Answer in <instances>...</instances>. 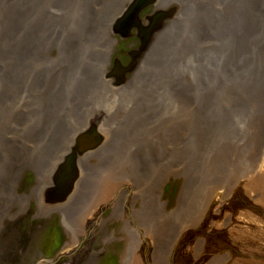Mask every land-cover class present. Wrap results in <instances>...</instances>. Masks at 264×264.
<instances>
[{
    "label": "rangeland",
    "instance_id": "obj_1",
    "mask_svg": "<svg viewBox=\"0 0 264 264\" xmlns=\"http://www.w3.org/2000/svg\"><path fill=\"white\" fill-rule=\"evenodd\" d=\"M29 1L5 0L0 2V11L15 15L12 8L25 9L23 14L29 16L25 28L32 31L39 26V17L30 14L35 8L32 3L38 0ZM43 1L47 4L42 7L41 2L45 20L44 9L49 3ZM211 1L213 4L209 0L167 4L168 9L178 8L174 17L183 18L177 22L182 25L178 39L169 46H154L156 22L146 46L138 28L130 31L139 33L131 37L111 32L117 38L107 61L95 47L105 43L102 51L108 50L110 41L102 34L108 23L99 25L97 41L87 45L90 40L82 36L88 37L89 22L66 14L63 19L71 22L62 30L65 34L59 37L60 45L44 51L39 63L33 62L39 77L53 82L46 99L38 94L30 96V90L39 93L32 83L20 88L23 82L15 66L18 62H10V55H6V62L0 57V264L56 259L55 264H122L129 244L136 245L142 232L153 233L161 244L168 245L158 252L165 258L169 241L182 226L199 223L210 234L222 225L230 231L228 241L218 246L202 234L208 254L227 248L225 252L230 254L228 249H232L235 260L242 258L239 264H264V240L259 238L260 233L264 235V178L260 177L264 172V25L256 31L248 25L243 35H233L214 15H218L219 2ZM113 2L111 9L120 4H125L126 10L130 6L128 0ZM158 11L162 10L152 5L141 12L140 20ZM151 24L148 21L144 26ZM192 36L194 41L190 42ZM156 47L161 54L153 49ZM7 49L1 38L0 53L5 55ZM133 50L137 51L134 60ZM230 61L234 64H226ZM91 71L95 75L90 79L93 92L80 102H66L67 93H63L77 89L82 73ZM101 98H114L116 105L94 104ZM247 106L251 109L243 110ZM68 109L72 115L55 129L54 116ZM88 110H92L91 116L86 114ZM98 111L103 113L99 123L81 132L71 149L56 159L57 152L67 145V130L83 126L87 122L84 118ZM102 139L105 150L86 159L87 152L101 145ZM88 140L96 142L88 145ZM78 141L85 145L83 152ZM132 145L139 148L133 156L145 155L147 150L154 153L152 159L131 164L126 150ZM57 160L59 165L69 163L80 169L77 187L72 184L77 195L63 206L42 210L46 192L53 191L56 183L53 180L40 196L37 179L47 175ZM257 173L260 176L256 177ZM117 183L132 187L129 203L123 196L114 204L106 200L105 188ZM235 184L240 185L239 191L229 199L223 219H209V213L217 214L216 209L212 211L215 207L208 213L212 195L222 189L230 194ZM93 206L100 211L97 219L83 225L87 208ZM211 257L205 264H221L231 256L217 253L213 262Z\"/></svg>",
    "mask_w": 264,
    "mask_h": 264
},
{
    "label": "bare ground",
    "instance_id": "obj_2",
    "mask_svg": "<svg viewBox=\"0 0 264 264\" xmlns=\"http://www.w3.org/2000/svg\"><path fill=\"white\" fill-rule=\"evenodd\" d=\"M4 1L5 0H0V2H4ZM45 1L49 3V6L51 3V7L53 8V11H49L52 10V8H49V6L48 8H45L44 9L45 20H43L44 15L41 14L42 13L41 8L46 7L47 4L46 3L44 4L43 0H38L36 4L32 3L35 6V8L32 9L33 11H31L30 14L37 15V17H39L38 18L39 26L32 31H26L25 28L24 23L29 19V16L23 14V11H25V9L18 11L15 10L16 8H12L11 11H14L15 12L14 14L16 16L9 11L7 12L0 11V39L3 38V42L5 46L8 47L7 51L5 50V55L2 52L0 53V57H3L6 62L8 60L6 55H10L9 58L10 62L12 63H14L15 61L18 62V64L17 65L15 64V66H18L17 71L22 74V82H23L20 88L26 89L29 86L28 84L32 83L39 93H36L34 91L35 89L30 90V96H36L38 94V96H41L42 99H46L47 96L51 94V92L47 89L52 88L53 82L52 81L44 82L43 77L40 78L37 71L34 70L33 62L39 63L40 62L39 60L42 59L43 57L44 51H47V49H52L53 47H57L60 45V43L58 42L59 37L61 39L62 35L64 36L65 34L62 32V30L66 29L68 24L71 22L70 21L68 23L67 19L66 20L63 19V16H66V14L73 13L74 15H77L79 17H83L84 20L86 19V21L89 22L88 26L86 27L88 32L87 33L88 37H86V35L82 36L83 40L85 39L86 41L90 40L88 43H86L87 45H91L92 43L97 41L95 31H97L99 25L104 26L105 24L108 23L109 26L106 27V30L102 33L105 34L104 40H108V42L110 41L109 46L107 47L108 50L102 51V47L104 46L106 47L105 43L103 44V46L101 43H99L97 47H95L96 49H98L95 52H97L98 54L99 53L105 54L104 56L102 55L103 58L105 59L103 61H107L110 59L113 50L112 48L116 42L117 35H122L124 32V28L127 27L125 26V22H124V20H126L127 17L134 19L136 17L137 20L140 21L141 26H144L148 21L152 23L151 25H153L155 22L158 24V27L156 26L157 28L154 31L155 33L153 34L156 41L154 46H156V44L169 46L171 45V43H174V41L178 39V32L180 33L181 31V29L179 28L182 27V25H177V22L179 20H182L183 18H179V16L174 17L178 11V8L171 7L168 9L167 4L175 0H151V3H145L144 5H141V1L145 2L147 0H141V1L128 0L130 6L127 10L125 9L126 8L125 4L123 5L120 4L116 8L111 9L110 7L114 5L113 3H115L113 2V0H96L95 1L96 3L92 0H45ZM188 1L195 3V0H180V2H188ZM200 1H202L203 3L207 2V0H200ZM209 1L213 4L211 0ZM216 1L219 2L220 5L217 7V11H216L218 12V15L215 12L214 15L217 16V20H220V23L222 21L225 23V25H227L228 32L232 33L233 35H235L236 33L238 35H243L244 34L243 30H245V27L248 25L250 26L251 30H255V31L258 28H261L262 23L264 25V0H232L233 1L232 4L227 3L224 0H216ZM41 2H42V7H41ZM88 3L90 4L88 5ZM139 4L140 6L145 7L144 10L154 5L156 8H159L162 11H158V13L154 16L149 14L142 21L140 20V18L143 17L141 13L142 11L138 14L134 13L136 10L135 9L136 6H138ZM36 5L38 8H36ZM89 6L94 7V10H91L92 8ZM162 7H164V9ZM122 14H124L123 16L126 15V17L122 19L123 20L122 24H120L123 29L120 28L118 30L117 28L119 27L116 26L115 30L113 31L115 22H117L118 17ZM257 19H260V21ZM111 32L117 35L116 36L113 34L111 35ZM34 33H36V35H34ZM138 34L139 33L136 30L135 33H131L130 36L128 37H131L132 35L137 36ZM245 37H247V35L241 37L240 39H243ZM193 41H194V37L192 36L190 42ZM190 42L189 44H192ZM259 42L262 43V41ZM93 45L94 44H92V46ZM167 46L162 47L163 51L164 52L166 51L165 53L169 52V50L166 49ZM139 49H141V47H139ZM153 49H155L156 52L159 54H161L162 52V50H158V47ZM90 50L91 49H89V51ZM136 50L130 52L133 60L134 57L137 56ZM93 56L95 59L99 58V56L96 54H93ZM219 59L221 58L219 57ZM119 63H121V60ZM2 64L3 63L0 62V66H2ZM226 64L233 65L234 62L230 61L227 62ZM83 67L85 69L91 70V67L85 63H83ZM84 73L86 74L82 73L83 80L81 81V84H79V87L77 89H71L70 91H66L63 93V95H66L67 93L68 100H66V102H70V101L80 102L83 96H85L86 98L88 94L90 95L91 92H93L91 91L92 89H90V84H91L90 79L91 76H95V75H93L92 71L90 73L88 72H84ZM40 76L42 75L40 74ZM105 76L107 78V73ZM52 79L53 78H51L50 80ZM44 83H46V85ZM107 83L112 85L113 88L117 87L113 85V83L110 82ZM2 90L4 91V89ZM34 99L37 102V99L35 97ZM0 100L2 99L0 98ZM84 102H88V100L85 99ZM98 102L101 105L105 103L106 106H108V108L110 106L116 105V99L114 98H101V101L97 100L94 102V104L95 103L97 104ZM69 105L70 103L66 106V109L69 107ZM250 109L251 107L247 106L243 110H250ZM48 110L49 109L41 110L39 112L40 114H44ZM108 111L110 110L108 109ZM91 112L92 110L90 111L88 110L86 114L90 115ZM59 113L60 114H56L54 116L55 129L56 128L60 129L61 128L60 126H62V124L65 123V119H68V116L72 115L71 110L64 113L61 112ZM102 116L103 113L101 111H98L91 118L85 117L84 119H87V122L85 124L82 123L83 126L77 127L70 131L67 130V135H70L67 139L68 140L67 145L57 152V155L55 156L56 159L57 156L58 159H61L65 155V150L68 148L69 150L71 149L72 144L75 142L77 136L80 135V133L83 132L86 128H88L90 125L99 123V118H102ZM124 137L126 139V135ZM128 143L129 142H127V145ZM100 144L101 145L93 148L91 151H88L87 152L88 156L86 155L87 157L85 158L88 159L89 157L95 156L99 151L103 152L105 150V145H103V139L101 140ZM78 147L79 148L82 147V144H79ZM138 149L139 148L137 145H132L131 148L129 146L126 150V155H128V157L127 156L126 157L129 159L131 164L136 163V161L140 164L141 161L143 160L152 159L153 152H148L147 150L146 152H144L145 155H141L137 157L133 156L132 152ZM60 162H61L60 160H57L53 164L52 168L50 169V172L47 175H40L38 177L37 181L40 184L39 185V188L41 189L40 191H42V194L40 192V196L43 195V193L46 191L45 189L47 186L50 187L52 186L53 180L54 183L58 184L61 183L59 180H61L63 177V180L65 179L64 181L68 183V179H66L67 173L63 172L57 175V173H59L60 166H62L59 165ZM66 166H69V163H67ZM79 170L80 169H78L77 175L74 177L73 180V185L76 187H77L76 184L81 174L79 173ZM52 175H53V179H52ZM257 176H260V174L257 173L256 177ZM260 177L264 178V172H262ZM108 180L105 182L104 186L107 184ZM117 184L118 185H113V184L107 185L104 193L106 196V200L114 204V202L117 201V198H119L118 196L121 197L123 196L125 198V201L128 200L129 203L130 197L133 193L132 187L128 183H121V184L117 183ZM262 185H263L262 187H264V184ZM239 187L240 185L237 186L235 190H232L234 188H232L231 186L230 194L222 189L220 191H216L212 195V198L209 200L208 203V208H207L208 213L210 208L215 207L212 211L216 209L215 210L216 212L215 211L214 212L217 214L209 213L207 215L209 219L210 217L212 218V220L223 219V215L228 206V201L229 199L234 198L236 196L235 192L239 191ZM74 189L75 187L74 188L70 187L65 190V193L64 190H60L59 192L61 193V195H57V197L53 196L52 189L51 190L48 189V192H46L47 194L46 200L45 197L43 198V200L41 199L42 210H44V208L46 207L56 208V207H60L61 205L63 206L65 201H67L68 199L71 200L74 197H76L77 191L76 190L74 191ZM103 202H105V200ZM128 203L126 207L129 209ZM98 209L99 208L95 206L87 208V211L84 215L85 219L82 218L81 220L83 225L85 224V222L91 224L95 221V219H97L100 212L98 211ZM208 217L204 216V219H207ZM214 224L215 223H213V225ZM223 226L224 225L220 226V229L215 228L214 232L213 233L211 232V234L210 231H208V228L202 226V223H199V225L197 226L195 225L182 226L180 232L173 238V240L169 241L168 254L165 256V258L164 257L161 258L158 252L162 251L163 249H166L168 245L166 244L164 246L163 244H161L160 240L157 239V236L154 235L153 233L142 232L140 233L141 236H139V238L137 237L136 245H133V243L129 244V249L127 250V253L123 254L122 264H205V262L208 261L211 255H213L211 257L212 262L214 260H217L218 259L216 258L217 253H220V255H223V253H225L228 256H231V257H227L225 261L222 262L221 264H239V260H241L242 258L237 257L238 261L235 260L232 257L233 256L232 249H228L230 254L226 253L227 248H225L226 250L225 249L213 250L212 254L210 253L208 254V250L206 249L207 248L206 238H208L209 236L211 237L210 239H208L210 240L209 243H216L217 246L223 242L228 241L227 234H230V231L226 229L227 225H225L224 227ZM85 227L88 228L89 226H85ZM70 230L72 234L75 231L72 227ZM238 231L239 230L236 231V234L238 233ZM202 234H205L206 238H202L203 236ZM259 238H262L264 240L263 233L259 234ZM184 255H186L187 257L185 261H184Z\"/></svg>",
    "mask_w": 264,
    "mask_h": 264
},
{
    "label": "water",
    "instance_id": "obj_3",
    "mask_svg": "<svg viewBox=\"0 0 264 264\" xmlns=\"http://www.w3.org/2000/svg\"><path fill=\"white\" fill-rule=\"evenodd\" d=\"M139 1V0H138ZM141 1V0H140ZM145 3H151V0H147V1H141V5H144ZM153 4V3H152ZM144 8L145 7H143V6H140V4L138 5V6H136V10H135V14H138V13H140L141 11H143L144 10ZM147 8V7H146ZM126 17V16H125ZM124 17V18H125ZM122 22H123V20H121L120 22H119V24L117 25V27H119V28H117L118 30L120 29V28H122V26L120 25V24H122ZM124 22H125V26H127V27H125L124 28V32H123V36H125V37H128V36H130V31L135 27V28H138L139 29V31H140V37H141V39H142V43L146 46V44H147V42H148V40H149V37H150V34L152 33V31L153 30H155V28H156V25H155V23L152 25V27L150 26V27H142L141 26V24H140V21H138L137 20V18L135 17V19L134 18H126V20H124ZM135 22V23H134ZM123 29V28H122ZM143 45V46H144ZM86 142H88L87 144L89 145L90 143H94V142H96V140H94V142L93 141H91L90 142V140H88V141H86ZM79 144H82V143H80L79 141L77 142V145H79ZM87 147V146H86ZM86 148H85V145H83L82 144V147H80L79 148V150H81L82 152L85 150ZM65 169V170H64ZM62 170V171H61ZM63 172H65V173H67V177H66V179H68V183H66L64 180H63V177H62V179L61 180H59L61 183H58V184H56V187H55V189L52 191V193H53V196H55V197H57V195H61V193L59 192L60 190H64V193H65V190L66 189H68V188H70V187H72V184H73V180H74V177L77 175V172H78V169L76 170L75 168H72V165L71 164H69V166H60V170H59V173H57V175L58 174H61V173H63ZM71 175V176H70ZM64 176V175H63ZM62 181H64V183L62 182ZM58 261V259H56V260H43V261H41V262H39L38 264H55L56 262Z\"/></svg>",
    "mask_w": 264,
    "mask_h": 264
}]
</instances>
